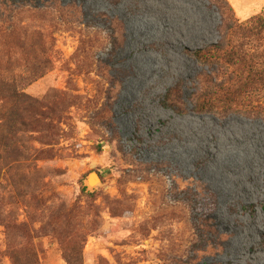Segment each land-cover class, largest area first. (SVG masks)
<instances>
[{
    "label": "rangeland",
    "instance_id": "1",
    "mask_svg": "<svg viewBox=\"0 0 264 264\" xmlns=\"http://www.w3.org/2000/svg\"><path fill=\"white\" fill-rule=\"evenodd\" d=\"M10 1L21 8L15 29L0 24V81L62 111L46 135L4 134L0 264L12 252L31 264L27 230L37 264H68L79 247L83 264H264V91L198 113L209 80L246 70L185 52L232 39L257 61L264 33L250 30L264 24V0ZM47 2L50 22L38 12ZM232 24L245 33L233 37ZM38 31L52 69L33 81ZM176 85L179 110L162 104ZM91 172L102 176L93 189Z\"/></svg>",
    "mask_w": 264,
    "mask_h": 264
},
{
    "label": "trees",
    "instance_id": "2",
    "mask_svg": "<svg viewBox=\"0 0 264 264\" xmlns=\"http://www.w3.org/2000/svg\"><path fill=\"white\" fill-rule=\"evenodd\" d=\"M68 7V11H65V9L61 10V20L64 22L69 21L75 15L74 12H71L72 5ZM20 8L21 5L14 4L10 0L0 1V24L8 29H15L18 26L15 14ZM38 10L42 15L41 17L50 22V3H46L45 9L38 8ZM227 28L232 32L233 37H238L245 33L243 26L240 24H232ZM251 31L254 34H257L255 31L264 33V24H258ZM36 36L37 42L32 49L34 57V66L32 68L33 81L52 69V49H50V41L48 40L50 35L47 37L42 31H38ZM81 48L83 49V45ZM240 48L241 45L233 44L232 39H224L222 43H212L197 49H185L187 55L198 62L207 64L223 62L236 68L244 67L246 70L243 77H239V74H237V77L231 75L221 82L209 80L206 91L196 100L194 105L196 112H212L218 108L229 109L233 106L232 104L251 97L253 93L260 90L264 91V50L259 59L255 61L253 56H248ZM0 88V99L3 102L0 107V146L3 144L4 134H7L9 137L11 136L12 143L14 140L16 143L19 140L27 141L28 139L23 138L24 134H26L25 127L27 126H32L33 131L46 135L50 131V116H55L62 111L60 102L55 101L54 103H50L48 100L42 101L32 98L28 94L20 92L14 81L2 80L0 81ZM180 93L181 89L177 85L170 87L162 99V104L165 107L179 110L181 108ZM6 103L11 104L12 107L18 104L23 105V107L19 110L10 109L5 112L3 107ZM24 114L26 115L25 117ZM28 138L32 137L28 136ZM37 140L45 145L53 144L50 142V139L45 140L42 138ZM104 141L99 144L100 149ZM4 146H7V144ZM45 152L47 150L41 149L38 153L41 155ZM10 158L16 164L29 160V158L25 157ZM0 160H3L2 157H0ZM84 188L87 190L86 186ZM30 232V230H27V234L25 235L27 255L31 264H37V253L32 244L33 235L29 234ZM78 240H82V237L78 236ZM64 255L68 264H83V251L80 247L66 251ZM11 258L14 261L13 264H19L17 263L20 260L18 252H12Z\"/></svg>",
    "mask_w": 264,
    "mask_h": 264
},
{
    "label": "water",
    "instance_id": "3",
    "mask_svg": "<svg viewBox=\"0 0 264 264\" xmlns=\"http://www.w3.org/2000/svg\"><path fill=\"white\" fill-rule=\"evenodd\" d=\"M91 176H96L97 177V181H100L101 182V180H102V176H101V174L99 173V172H91L90 173V176L88 177V179H87V181H86V185L90 188V189H93L92 187V183H93V181H95V180H92L91 178ZM96 181V182H97Z\"/></svg>",
    "mask_w": 264,
    "mask_h": 264
},
{
    "label": "bare ground",
    "instance_id": "4",
    "mask_svg": "<svg viewBox=\"0 0 264 264\" xmlns=\"http://www.w3.org/2000/svg\"><path fill=\"white\" fill-rule=\"evenodd\" d=\"M92 178V180H95V181H97V177L96 176H91Z\"/></svg>",
    "mask_w": 264,
    "mask_h": 264
}]
</instances>
